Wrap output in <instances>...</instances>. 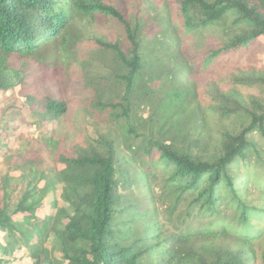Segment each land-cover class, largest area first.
I'll return each mask as SVG.
<instances>
[{"label": "trees", "instance_id": "16d2710c", "mask_svg": "<svg viewBox=\"0 0 264 264\" xmlns=\"http://www.w3.org/2000/svg\"><path fill=\"white\" fill-rule=\"evenodd\" d=\"M177 11L176 19L170 14L162 19L166 25L165 36L171 44L157 41L150 53L151 60L158 65L178 61L180 45L189 34L199 30L223 28L220 44L210 50V60L247 48L264 38V0H179ZM101 17L122 24L130 47L95 36V42L102 49L115 54L127 75L123 76L122 96L116 94L104 99L97 94L92 106L109 113L118 122L123 137L131 143L129 150L134 152L137 147L134 154L141 152L157 158L149 164L164 167L167 178L163 194L174 197L177 206L182 201L188 204L182 220L198 215L218 217L225 205L235 211L232 217L238 219L240 226L233 229L228 219L221 218L204 229L164 240L161 235L146 236L143 231L141 236L132 224H121L122 228L117 225V219L133 206L119 193L120 184L129 183L126 172L120 169L122 160L116 141L100 136L86 146H75L70 153H57L61 141L43 135L42 140L54 148L52 154L57 161L54 160L53 169L45 167L43 158H34V153L26 151L30 149L27 148L16 152L18 161L11 167L21 172L20 179L11 177L10 169L4 176L0 174V232L10 239L6 246L0 243V248L7 253L9 247L17 244L19 234L31 264H60L47 248L50 237L68 264H250L251 261L264 264V252L259 254L252 244L256 238L251 231L245 232L251 226L249 217L264 215V212L257 213L242 199V191L236 187L238 179L234 177V170L239 167L249 172L252 163L248 161L249 152L253 151L261 160V151L254 149L248 135L259 130L264 136V111L249 112L243 96L235 90L221 92L217 87L214 91L209 85L203 95L194 81L187 80L180 86L175 83L160 106L148 119H142L138 115L140 106L145 98L153 101L151 94L145 97L140 90L146 87L145 70L149 68L143 52L144 35L123 10L107 0H0V92L14 90L29 79L26 71L12 66L13 56L36 59L47 70L41 82L58 85L56 76L60 74L61 64L67 58L77 57L71 44L72 25L76 21L95 24ZM178 22L182 28L175 31L173 27ZM82 33L84 29L79 32ZM169 46H176L177 52H169ZM43 51V56H37ZM181 59L179 72L190 73L188 60L184 56ZM155 63L151 66L155 67ZM82 64L79 63L83 68L80 85L89 90L96 83L87 82L91 76ZM64 69L60 82L66 80L68 69ZM236 80V86L264 85V69L251 75L242 73ZM101 81L102 78L100 84ZM64 95L63 87H59L57 94L49 92L38 100L28 97L39 125L58 121L67 114L69 105ZM243 111L250 122L241 131L222 126L213 128L214 119L229 121ZM59 165L63 168L59 169ZM248 172L243 178L249 176ZM15 180L22 182L17 186L21 192L22 185L23 193L13 203L17 191ZM142 183L143 187L147 186ZM57 191L61 192L66 207L58 210L55 217L38 219L37 211L43 201ZM146 197L155 203L152 188ZM19 214H27L25 223L14 220ZM222 221L224 227L219 230ZM35 235L38 239L33 242ZM232 235L240 244L230 239ZM218 239L223 242L219 243Z\"/></svg>", "mask_w": 264, "mask_h": 264}, {"label": "rangeland", "instance_id": "374dc122", "mask_svg": "<svg viewBox=\"0 0 264 264\" xmlns=\"http://www.w3.org/2000/svg\"><path fill=\"white\" fill-rule=\"evenodd\" d=\"M178 1L107 0L118 9L123 10L132 25L137 27L140 33L144 35L143 52L146 56V65H149V68L145 70L148 80L146 87L140 88V90L145 97L151 94L153 101L145 98L146 100L138 110V115L142 119H148L150 113L160 106L161 100L170 93L171 87L175 83L178 86L183 85L187 80L194 81L203 95L207 93V86L209 85L214 91L217 87H220L221 92H226L229 89L235 90L243 96L244 106L249 112L256 111L260 113L264 111V85H234L237 82V77H240L242 73L251 75L256 70L264 69V38H260L256 44L247 48L231 52L216 60H210V50L215 46L218 47L217 45L220 44L223 37V28L213 27L189 34L185 42L182 43L183 47L180 45V49L178 48L180 52L178 61L174 60L165 65H158L151 60L150 53L155 42L164 40L165 43L171 44L170 38L165 36L166 25L162 19L165 15L167 17V14H170L174 19L177 18ZM88 25L81 21H76L72 25L70 33L73 42L71 44L74 46L77 57L67 58L61 64L60 74L56 76L58 79V85L56 86L50 82H41V79L45 78L47 70L39 66L40 62L36 59L13 56L12 66L18 70L26 71L29 74V79L24 85L17 86L14 90L0 92V174L4 176L7 170H11V167L18 161L16 152L27 148L30 149L26 151L34 153V158H43L45 167L53 169L55 161H57L52 154L54 148L49 146L46 140H42L45 138V136L43 138V135L52 136L56 141H61L57 153H70L75 146H86L98 137L106 136L109 139H114L120 148V158L122 160L120 169L122 172H126L125 177L129 184L121 183L119 193L133 206L130 212L120 215L116 222L117 225L132 224L137 228L139 235L142 236L143 231L146 236L161 235L162 240L170 236H179L190 230L204 229L214 221H221V218L228 219L233 229L239 227L238 219L232 217L235 211L225 205L221 207V213L218 217L198 215L192 216L187 221L184 218L182 220L181 217H186L184 213L188 208V204L182 201L177 206L174 197L168 198L163 194L162 188L164 180L167 178L163 170L164 167L155 168L149 164L151 159L155 158L157 160V158L144 156L141 152L134 154L137 147L134 152L128 149L131 143L123 137L119 124L112 120V115L102 113L92 106V101L96 99L97 94H100L104 99L116 94L122 96L124 92L123 76L127 75L126 68L116 58L115 54L102 49L95 42V36L109 43L120 42L125 48L130 47V42L124 27L115 19L101 17L97 23ZM181 28V22L173 27L175 31L181 30ZM82 29H84V33L80 35L79 32ZM169 47V52L172 54L177 52L176 46ZM181 51L183 54H181ZM39 55L43 56L44 51L37 56ZM183 56L192 68L191 72L189 71L190 73L187 70L184 73L179 72V66L183 64L181 59ZM151 62L155 63L156 66L152 67L151 64L153 63ZM79 63H83L82 66L86 68L87 73L91 76L87 82L96 83L94 88L89 87V90H85L80 85V81L83 79V68ZM63 66L64 68L67 67L68 73H66V80L60 82L64 77L63 75H65ZM51 76L55 78L53 75ZM100 78L103 79L101 84L99 82ZM59 87H63L64 97L69 105L67 114L58 121H48L43 126L39 125L33 116L32 104L27 101L28 97L38 100L44 98L49 92L57 94ZM96 89H99L98 93ZM246 114V111H243L240 115L224 122L214 119L212 121L213 128L219 129L222 126L228 127L234 132H239L250 122ZM248 139L254 149L257 148L261 151V160L256 158L253 151L248 153V161L252 162L249 172L242 167L234 170V177L238 179L236 187L242 191V199L252 209H255L254 211L257 213L264 212V136L258 130L250 133ZM62 168L63 166L59 165V169ZM247 172L249 176L243 178V175ZM10 175L15 179H20L21 172L11 170ZM119 177L121 178V174ZM142 181L147 186L143 187ZM20 183L22 182L19 180L14 181L15 186L20 185ZM150 188L153 190L154 204L150 203L148 197H146ZM18 189L19 186H17V191L13 196V203L18 201L23 193L22 185L21 192ZM47 200L51 201L52 197ZM47 200L43 201L42 206L50 205ZM48 206L40 212L41 217L49 213ZM134 206H137V208ZM169 206L174 211H171ZM257 207H261L262 210H258ZM143 214L145 215L143 216ZM27 217V214H19L14 216V220L21 224L25 223ZM249 223L251 226L249 229L246 227L245 232L251 231L253 238H256L252 244L261 254L264 252V215L255 214L250 216ZM220 224L221 226H218V228L222 230L224 222L222 221ZM233 238L234 235L230 239L240 244L238 240ZM21 239L18 234L17 244L9 247L7 253L0 248V264H31L29 252ZM37 239L38 237L35 235L33 242ZM8 240L10 241L9 236L0 232V243L3 246L7 245ZM54 241V238L50 237L47 248L51 250V253L60 264H68L62 253L55 247ZM218 242L222 243L223 241L218 239ZM250 264H259V262L251 261Z\"/></svg>", "mask_w": 264, "mask_h": 264}, {"label": "crops", "instance_id": "0c3cea01", "mask_svg": "<svg viewBox=\"0 0 264 264\" xmlns=\"http://www.w3.org/2000/svg\"><path fill=\"white\" fill-rule=\"evenodd\" d=\"M52 197V200L51 201H48L47 199ZM46 200L48 201V204H50L49 206L48 205H43L38 211H37V217L40 219V220H44L48 217H51V216H55L58 212V210L66 207L64 201L62 200L61 198V192L60 191H57L53 194H50ZM45 204V203H44ZM48 206V211L49 213L44 215V217H41V214L40 212L43 211L44 207ZM16 221V220H15Z\"/></svg>", "mask_w": 264, "mask_h": 264}]
</instances>
